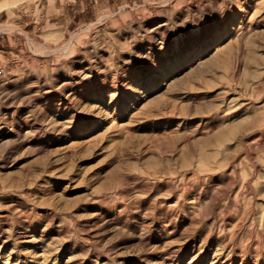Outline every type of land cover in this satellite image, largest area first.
Masks as SVG:
<instances>
[{
	"label": "rangeland",
	"instance_id": "obj_1",
	"mask_svg": "<svg viewBox=\"0 0 264 264\" xmlns=\"http://www.w3.org/2000/svg\"><path fill=\"white\" fill-rule=\"evenodd\" d=\"M0 264H264V0H0Z\"/></svg>",
	"mask_w": 264,
	"mask_h": 264
}]
</instances>
